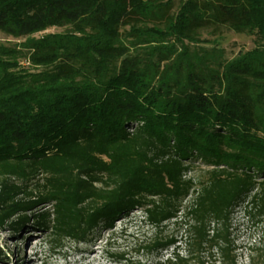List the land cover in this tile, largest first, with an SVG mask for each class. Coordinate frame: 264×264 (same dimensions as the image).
Masks as SVG:
<instances>
[{
  "label": "trees",
  "instance_id": "trees-1",
  "mask_svg": "<svg viewBox=\"0 0 264 264\" xmlns=\"http://www.w3.org/2000/svg\"><path fill=\"white\" fill-rule=\"evenodd\" d=\"M49 28L65 31L30 44L44 71L10 72L0 48V230L93 246L139 211L153 234L136 253L236 264V210L264 225V0H0L2 34ZM222 30L255 48L190 51Z\"/></svg>",
  "mask_w": 264,
  "mask_h": 264
},
{
  "label": "rangeland",
  "instance_id": "rangeland-1",
  "mask_svg": "<svg viewBox=\"0 0 264 264\" xmlns=\"http://www.w3.org/2000/svg\"><path fill=\"white\" fill-rule=\"evenodd\" d=\"M177 7L180 0H173ZM64 28H49L46 31L26 38H12L0 32V48L7 53L2 56L12 73L34 74L47 67L31 60L30 44L50 34H62ZM126 36V31L123 33ZM256 46L255 37L249 34H237L222 30L219 36L201 37L197 45H189L190 51L195 49L203 55L214 54L225 60L234 59L239 53L253 50ZM203 167L195 169L191 176L201 177ZM38 209V208H37ZM40 212V211H39ZM127 220L117 222L113 232L102 233L101 242L93 246L77 245L68 240H59L50 229L35 228L30 222L19 235L12 236L8 228L0 230V264H163L166 259H172L173 253L188 260V264H219V252L216 248L207 249L201 255L189 254L184 244L174 251L168 250L163 255H149L143 251L136 253L135 246L149 240L153 230L143 222L142 214L133 211ZM232 239L237 247L236 264L260 263L264 246V225L243 214V209H237L232 220ZM164 234L172 235L178 241L184 237L183 225H169ZM18 247L19 252H17ZM16 252L15 257L10 255ZM126 253L127 262L116 263L110 255ZM22 261H20V259ZM264 259V257H262Z\"/></svg>",
  "mask_w": 264,
  "mask_h": 264
}]
</instances>
